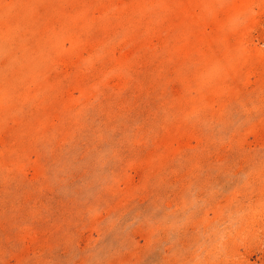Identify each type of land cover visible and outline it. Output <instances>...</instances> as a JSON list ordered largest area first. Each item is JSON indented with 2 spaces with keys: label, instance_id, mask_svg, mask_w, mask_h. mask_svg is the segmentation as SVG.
<instances>
[{
  "label": "rangeland",
  "instance_id": "rangeland-1",
  "mask_svg": "<svg viewBox=\"0 0 264 264\" xmlns=\"http://www.w3.org/2000/svg\"><path fill=\"white\" fill-rule=\"evenodd\" d=\"M0 264H264V0H0Z\"/></svg>",
  "mask_w": 264,
  "mask_h": 264
}]
</instances>
